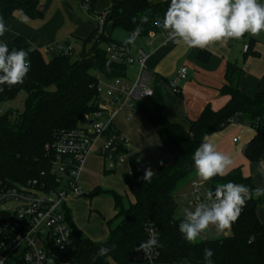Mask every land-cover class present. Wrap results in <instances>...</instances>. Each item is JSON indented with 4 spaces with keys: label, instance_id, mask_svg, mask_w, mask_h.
Listing matches in <instances>:
<instances>
[{
    "label": "trees",
    "instance_id": "trees-1",
    "mask_svg": "<svg viewBox=\"0 0 264 264\" xmlns=\"http://www.w3.org/2000/svg\"><path fill=\"white\" fill-rule=\"evenodd\" d=\"M82 1L77 0L79 5ZM98 1L89 0V14L93 17L97 16L95 8ZM170 3L171 0H112L102 32L96 29L87 38L79 40L82 45L79 55L74 48L72 55L58 50L43 54L22 36L11 41L0 37L10 51L25 50L30 61V70L23 83L12 87L0 85L4 89L0 92V105L15 100L19 94L25 96L22 112L9 109L3 113L0 110V190L29 184L44 190L56 187V180L50 174L56 156L49 153L46 147L62 132L87 126L91 117L100 112L98 76L106 81L128 76V66L112 62L106 54V47L111 43L129 44L112 40L106 34V28L111 26L113 30L121 29L131 35L139 25L142 29L139 37L150 32H163L153 21L163 19ZM40 4L41 0H0V16L5 23L14 12L39 20L43 17ZM133 17H136V23L132 22ZM142 17H147L143 23ZM255 43V39L250 40L245 58L254 53ZM204 52L201 59L206 61ZM243 74L241 66L228 63L226 84L221 89L222 96L228 98L227 103L219 110L207 106L197 120L190 122L188 129L182 124L170 122L166 117L163 95L157 87L159 79L153 76L156 106L152 110H144V113L160 139L161 152L169 155L172 161L158 168L150 180H143L145 168L137 160L130 159V172L123 176V180L132 200L125 201L124 196L113 191L103 192L112 197L115 210L114 217L108 221L110 235L106 242L97 243L85 236L75 226L67 208L72 243L64 251L57 252L62 262L145 264L141 260L142 251H137V248L146 241L145 226L151 223L159 234L162 262L206 264L204 249L210 248L214 252L213 264H264V223L257 216L264 196L253 197L246 202L239 218L231 225L232 235L195 243L187 242L179 232V224L184 217L177 215L175 199L181 183L187 179L197 180L193 154L200 143L230 124L241 123L255 131L256 135L243 147L242 153L250 162L264 159V92L249 96L241 91L238 83ZM109 127V134L121 135L112 123ZM120 151L126 152V149L121 147ZM229 181L255 189L251 179L244 177L241 168L223 177L216 176L206 183L212 189ZM8 219L0 212V227ZM101 247L112 250L106 256H97Z\"/></svg>",
    "mask_w": 264,
    "mask_h": 264
},
{
    "label": "crops",
    "instance_id": "crops-1",
    "mask_svg": "<svg viewBox=\"0 0 264 264\" xmlns=\"http://www.w3.org/2000/svg\"><path fill=\"white\" fill-rule=\"evenodd\" d=\"M111 1L99 0L95 14H106ZM259 2L263 4L264 0ZM40 9L43 17L39 20H32L19 12H14L6 21L10 31L6 32L2 39L11 41L17 36H22L45 54L44 50L49 46L64 45L75 49L79 40L87 38L97 29L94 17L90 16L91 22L83 20L84 14L77 0H41ZM251 39L256 40L254 53L245 58L244 46L248 47ZM166 41V31L150 32L147 36L138 37L134 43L128 44L133 49H142L146 53L147 68L159 79L157 87L163 95V110L170 122L182 124L188 129L190 122L197 120L207 106L219 110L227 103L228 98L222 96L221 89L226 84L225 73L228 63L243 68V78L238 83L241 91L249 96L264 92V31L257 36L245 34L240 40H229L226 44L217 43L205 49L188 48L183 44L177 45ZM203 52L206 61L201 59ZM182 68L188 70L184 80L179 77ZM137 71L136 67L133 74L131 73L133 67H128V76L133 78ZM170 83H176L180 91L178 94L172 91ZM107 103V99L104 102L100 100V107L107 108ZM155 106L156 98L152 97L140 102L141 111L132 118H126L123 113L116 115V111L111 108L103 115L105 119L108 117L121 135L128 140L129 163L130 159H135L145 170L151 169L153 173L172 161L169 155L161 152L160 139L144 113V110H152ZM120 114L123 119L120 118ZM255 135L251 127L236 123L206 138L216 145L218 151L232 158L233 164L228 173L241 168L244 177L250 178L255 188H264V175L257 172L260 161L250 162L242 153L243 147ZM234 139H237V142H234ZM93 156L96 157L90 155L88 158ZM71 199L75 197L67 200L68 209V201ZM257 216L259 221L264 223V202L258 207Z\"/></svg>",
    "mask_w": 264,
    "mask_h": 264
},
{
    "label": "built area",
    "instance_id": "built-area-1",
    "mask_svg": "<svg viewBox=\"0 0 264 264\" xmlns=\"http://www.w3.org/2000/svg\"><path fill=\"white\" fill-rule=\"evenodd\" d=\"M80 8L85 15L91 16L89 0H83ZM105 18L106 14L94 16L97 29L101 32ZM54 50L73 54L72 48L60 45L49 46L44 53L49 54ZM106 54L112 62L128 67L137 66L138 71L133 78L127 76L107 82L98 76L100 92L104 85L107 108L100 107V112L91 117V126L88 124L83 128L62 132L46 147L49 153L56 156L50 169L51 176L56 180L55 188L44 190L29 184L0 190V212L9 218L0 227L2 264H67L60 260L57 252L64 251L72 243V229L66 216L67 200L86 196L79 186V176L87 158L90 155L102 156L112 169L114 165L126 161L129 142L122 135L108 133L112 122L104 121L103 115L111 108L116 111V115L123 113L126 118L136 116L140 112V102L154 97L153 75L147 68V55L142 49L111 43L106 47ZM187 71V68L180 70V79H186ZM170 87L174 93L180 92L176 83H170ZM121 147L126 152H121ZM203 185L198 180L191 182V191L181 196L185 205L194 208L197 203L204 201ZM153 229L159 242L158 231L151 223L145 226L146 241L153 234ZM141 260L145 264H168L161 261L158 246L147 254L142 251Z\"/></svg>",
    "mask_w": 264,
    "mask_h": 264
},
{
    "label": "clouds",
    "instance_id": "clouds-1",
    "mask_svg": "<svg viewBox=\"0 0 264 264\" xmlns=\"http://www.w3.org/2000/svg\"><path fill=\"white\" fill-rule=\"evenodd\" d=\"M147 17L141 18V23ZM136 23V17L132 18ZM154 25L167 32V41L188 48L205 49L217 43L240 40L245 34L257 36L264 31V4L259 0H171L163 19L156 18ZM10 28L0 16V37ZM142 31L141 27L125 43H134ZM30 70L28 53L23 49L9 50L8 44L0 41V85L9 87L21 84ZM4 89L0 87V92ZM194 168L201 184L216 176H225L233 164L232 158L218 151L209 139H204L193 154ZM257 172L264 175V159L260 160ZM153 172L146 170L143 180H150ZM264 196V188H249L247 185L227 182L210 193L207 201L196 204L194 209L185 208L179 232L189 243H195L202 233L214 227L217 234L229 229L240 216L248 199ZM199 199V197H197ZM153 232L147 241L141 242L137 251L146 254L160 246ZM113 248L115 245L112 246ZM112 249L101 247L97 256H106ZM214 252L204 249L206 264H213ZM96 256L93 257V260ZM2 264V262H0Z\"/></svg>",
    "mask_w": 264,
    "mask_h": 264
},
{
    "label": "rangeland",
    "instance_id": "rangeland-1",
    "mask_svg": "<svg viewBox=\"0 0 264 264\" xmlns=\"http://www.w3.org/2000/svg\"><path fill=\"white\" fill-rule=\"evenodd\" d=\"M261 1V0H259ZM82 12V11H81ZM82 14H84L82 12ZM93 17V16H91ZM88 15H83V20L92 21ZM106 34L111 36L115 42H125L130 35L121 29L113 30L111 26L106 28ZM244 46V50L246 49ZM82 45L79 42L75 48L76 55L81 53ZM49 57H47L48 59ZM133 67V73L135 68ZM105 82H107L105 80ZM101 100L104 102L107 96L104 92V85H102ZM24 94H19L17 98L11 102L3 103L0 105V110L4 113L9 109L17 112L24 110ZM123 119L122 114L119 115ZM104 121H109V118L103 116ZM259 161L253 162L257 163ZM115 168L110 167V163L106 162L102 156L90 157L86 161L85 167L79 176V186L85 192L86 196L71 199L68 201L69 210L75 226L81 230L85 236L97 243L106 242L109 239L108 221L114 216V202L111 196L104 194L106 191H113L125 197V201L132 200V196L124 183L123 176L129 174V159L128 155L126 161L114 165ZM198 180V178H197ZM190 179H187L179 185V189L175 193V199L178 204L177 215L184 217L183 210L185 208L194 209L185 205L181 196L183 193L191 191ZM199 181V180H198ZM211 188L206 182L202 187V197L204 201L208 200L211 193ZM260 204L259 206H261ZM232 235V226L221 234H217L214 227H210L197 241L204 239L220 238ZM114 264V263H113Z\"/></svg>",
    "mask_w": 264,
    "mask_h": 264
},
{
    "label": "water",
    "instance_id": "water-1",
    "mask_svg": "<svg viewBox=\"0 0 264 264\" xmlns=\"http://www.w3.org/2000/svg\"><path fill=\"white\" fill-rule=\"evenodd\" d=\"M246 50H247V48L245 49V51H246ZM92 124H93V121L91 120V121L89 122V126H91ZM216 188H217V186L213 187L212 190H211V193H215Z\"/></svg>",
    "mask_w": 264,
    "mask_h": 264
}]
</instances>
